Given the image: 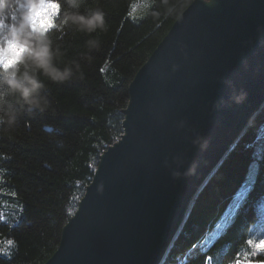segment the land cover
<instances>
[{
  "label": "water",
  "instance_id": "obj_1",
  "mask_svg": "<svg viewBox=\"0 0 264 264\" xmlns=\"http://www.w3.org/2000/svg\"><path fill=\"white\" fill-rule=\"evenodd\" d=\"M127 88L123 131L42 264L162 262L192 199L264 103V0H191Z\"/></svg>",
  "mask_w": 264,
  "mask_h": 264
},
{
  "label": "trees",
  "instance_id": "obj_2",
  "mask_svg": "<svg viewBox=\"0 0 264 264\" xmlns=\"http://www.w3.org/2000/svg\"><path fill=\"white\" fill-rule=\"evenodd\" d=\"M190 1L168 0L174 12L157 21L148 8L130 15L146 0H85L108 25L93 34L100 48L90 62L80 57L92 37L50 33L65 61L80 59L84 78L46 81L50 108L24 115L11 130L0 127V247L14 242L0 264H42L56 249L99 155L123 131L128 83ZM148 2L165 12L160 0ZM255 236H264V103L192 199L160 264L264 263L245 243Z\"/></svg>",
  "mask_w": 264,
  "mask_h": 264
},
{
  "label": "clouds",
  "instance_id": "obj_3",
  "mask_svg": "<svg viewBox=\"0 0 264 264\" xmlns=\"http://www.w3.org/2000/svg\"><path fill=\"white\" fill-rule=\"evenodd\" d=\"M84 4L85 0H0V127L11 130L24 115L46 112L51 106L44 92L46 81L64 84L84 78L80 59L92 60V52L100 48V40L93 34L108 30L104 11L99 7L84 8ZM160 4L164 13L151 10V3L145 2L157 21L174 12L168 0H160ZM53 30L92 37L85 41L87 51L80 59L65 61V51L50 35ZM245 98L244 92L233 97L237 104ZM193 142L201 149L207 146L200 136ZM195 167L193 161L185 172L174 170L172 176H187ZM249 240L261 244L264 236L248 238L245 243Z\"/></svg>",
  "mask_w": 264,
  "mask_h": 264
},
{
  "label": "snow or ice",
  "instance_id": "obj_4",
  "mask_svg": "<svg viewBox=\"0 0 264 264\" xmlns=\"http://www.w3.org/2000/svg\"><path fill=\"white\" fill-rule=\"evenodd\" d=\"M143 7H147V5H143ZM130 15H132L130 13ZM132 18L133 19H137V17L135 15H132ZM10 195H15V193H10ZM6 245L8 246V248H5V247H0V254H3V255H11L10 251H9V248L11 246L14 245V242L11 241V240H8L5 242ZM248 244L250 246H252V248L254 249V254H251L253 256L255 255H264V243H261V244H253V241L249 240L248 241ZM236 264H239V260H237Z\"/></svg>",
  "mask_w": 264,
  "mask_h": 264
},
{
  "label": "rangeland",
  "instance_id": "obj_5",
  "mask_svg": "<svg viewBox=\"0 0 264 264\" xmlns=\"http://www.w3.org/2000/svg\"><path fill=\"white\" fill-rule=\"evenodd\" d=\"M146 10H147V8H145L144 10L143 9H140V10H138L137 12H132V15H135L136 17H138V16H142L145 12H146ZM226 221H221L220 223H219V227H221L224 223H225ZM246 264H264V263H246Z\"/></svg>",
  "mask_w": 264,
  "mask_h": 264
}]
</instances>
